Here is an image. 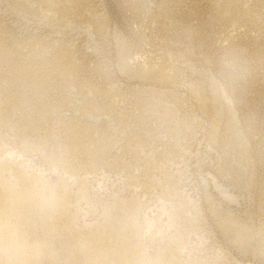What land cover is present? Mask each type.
I'll use <instances>...</instances> for the list:
<instances>
[{"label": "rangeland", "instance_id": "rangeland-1", "mask_svg": "<svg viewBox=\"0 0 264 264\" xmlns=\"http://www.w3.org/2000/svg\"><path fill=\"white\" fill-rule=\"evenodd\" d=\"M56 1L62 19L88 26L66 36L77 59L70 84L64 89L59 74L37 72L31 84L0 61V157L13 153L15 161L10 172H0L22 193L23 215L11 220H20L28 248L24 263L0 249V264H90L86 242L112 222L119 237L146 252V263L178 257L184 264H264V0H142L139 10L136 0ZM42 2L0 0L1 24L27 38ZM91 12L101 13L99 22ZM161 66L165 83L138 77L140 67ZM216 89L224 91L245 141L238 181L218 173L229 115L224 103H213ZM89 98L108 117L90 121L84 147L74 151L77 128L85 124L74 106ZM212 120L221 124L217 146L207 138ZM108 129L119 130L115 138L130 153L93 159L87 149ZM14 168L37 182H18ZM222 213L254 230L250 243L238 245L223 232Z\"/></svg>", "mask_w": 264, "mask_h": 264}, {"label": "bare ground", "instance_id": "bare-ground-1", "mask_svg": "<svg viewBox=\"0 0 264 264\" xmlns=\"http://www.w3.org/2000/svg\"><path fill=\"white\" fill-rule=\"evenodd\" d=\"M141 1L142 0H136L135 3L133 2L134 3V6H135V8L137 10H139V8H140V5L142 3ZM43 2H44V5H45V7L43 9L44 12H43L42 15H39L38 18L36 17L34 19V22H33L34 23L35 30L31 31L30 34H29V36L27 38H23V40L22 39L20 40L19 38L15 37V34H14V31L15 30L13 31V29L6 27L5 25L1 24V22H0V61L2 63V61L5 59V61L6 62H9V64H11V66H14V68L17 67L16 68L18 70L17 71L18 72L17 74H20V76H21V78L23 80H27L31 84H35L36 83V81L38 79L37 78V73H39V75L42 73V74H44L45 76H48V77L49 76H52V75L55 76V73H57V74H59L61 76L63 82L61 80L60 81H61V83H63V87L65 89L68 86V84H70L69 83V80L71 78V75L76 74L74 72L77 69V67H76V60L77 59L74 56V53H73L74 51H72V49H71V43H70V41L68 42L66 40V36L70 35L71 33L76 32L78 30H80V31L82 30L83 32H85V31L88 30V28H87L88 26H85V27L83 25L81 26L78 23V21H76V20H70V18H69V20H64L65 18L62 19V17H60L58 15V12H60L59 11V9H60L59 8L60 7L59 3L60 2H58L56 0H53V1H51V0H43ZM65 6H66V4H65ZM134 6H133V8H134ZM62 10H64V9H62ZM137 10H135V11H137ZM41 13H42V11H41ZM100 14H99V12L98 13H94V14L92 13L93 19H95V20H97L99 22V20L101 19L100 18V16H101ZM42 32H45L47 34V36L46 35H45L46 37L43 36ZM25 48H28L29 49V50H27L28 52H24L25 51ZM122 63H123V68L130 69V66H129V63L128 62L122 61ZM148 68L140 67L137 70V72L139 71L138 72V75H139L138 77L145 78L147 81L150 80V81H153V82H156V83L157 82H161L162 83L165 80L168 81L167 78H169V77L167 76L168 73H167V70H165V68H166L165 66L164 67L161 66L159 68H153V67L152 68H149V69ZM128 72H129V70H128ZM211 83H213V82H211ZM21 88L22 87H20V91H22ZM216 90H217L216 95H214V96H216V97H214L215 98L214 99L215 102L213 101V103H215L216 106L217 105H222L224 103L226 105V109H227V112H228V115H229L228 120H227V124H226V126L224 127V130H223V131H225L224 132L225 133V140H224V142L222 144H219L218 141L220 140L219 139V137H220L219 134L220 133L218 131V128H219V126L221 124L217 127V123L215 122V120H212L213 123H212V125L209 126L210 129L208 130L209 132H208L207 138H208V142L210 143V146H214V145L217 146L219 144L220 147H222V149H221V151H222L221 152L222 153V157H221L222 164L220 165L221 168H220V172H218V173H222L224 175V174L230 172L231 175L233 176L232 178H235V180L238 181L241 178L240 175H241V172H242L243 158H244V154L246 152L245 141H244L242 132L239 129L240 127L237 124L238 121H237L236 115L234 114L235 112H233V108H231V106H230L231 104L227 100L226 95L223 94L224 91L222 90L223 93H221V91H219L218 89H216ZM221 102H222V104H221ZM75 104H74L75 105L74 108L78 109V111H80V110L82 111V116H83V118L85 120V121H83L85 124L84 125L82 124L83 127H81L80 129L77 128L78 131L81 134L80 135L81 139L80 140H79V138L77 139L76 138L77 135H76L75 136V139H74L75 141H72L74 143L73 144L74 151L75 150L80 151V149L84 147L83 146V144H84L83 143L84 138H82V135L84 137L85 134L86 133L88 134V132L90 130V129L88 130V128L90 126V123L89 122L92 121V120H95V121L96 120H105V118H106L107 115L104 114V112H106L105 109L103 111L101 109L99 110V111L103 112V114L100 113V112H98L96 110L97 109L96 108L97 106L93 103L92 100H90V98L87 99L84 102H78L77 101V103H75ZM214 108H215V106H214ZM216 109H218V108L216 107ZM168 112H170V111L168 110ZM216 112H218V111H216ZM107 113H108V111H107ZM220 115L221 114L218 115L219 118L221 117ZM213 119H215V118H213ZM76 127H78V126H76ZM109 129L107 131L108 133H109ZM114 130H115V128H114ZM72 131H73L72 133L74 134V130H72ZM117 131L119 132V130H116L114 132L112 130V132H110L107 137L105 136L106 138L103 136L104 137V140H96L94 147H93V144L91 143L92 144L91 145V148L93 147V150L87 149L86 147H89L87 145H90V144H87L86 143V147L85 148L87 149V152H88V150L89 151H92L91 152L92 154L90 152H88V154L90 153L92 155L91 157H93V159H96L99 156H102L104 153L107 154L106 152H108V151H110V152L113 151L116 154V156H117V155L120 154L121 151H126V150L128 151V150H130L129 149V146L126 145L128 143H126V144L124 143L123 144V143H118L117 142V140L115 138V135H116ZM124 131H127V130H124ZM73 134H71V135H73ZM77 134H79V133H77ZM127 135H128V133H127ZM72 138H74V137H72ZM96 139H100V138H96ZM101 139H103V138H101ZM223 139H224V137H223ZM70 146L72 147V145H70ZM130 146H132V145H130ZM83 151H85V149ZM12 154H10L8 152V154H6L5 156H3V158L0 157V169L2 168L1 171L3 170L2 172H4V173H5V171L8 173V172H10L8 170H12L13 169V166L15 164L14 163L15 161L13 162V160L11 159L12 158L11 156H13ZM89 155H88V157H90ZM232 155H234V159L233 160H231L232 157H233ZM10 159L12 161H10ZM246 163H244V164H246ZM68 165H69V163H68ZM17 169H18V171L15 169L16 172H19V168H17ZM67 170L68 171L69 170L71 171V167H70V169L68 168ZM69 172H68V174H69ZM71 172H70V174H71ZM21 173L18 174L20 177L17 175L19 177V178L18 177L16 178V180L18 179L17 180L18 182H21V181L22 182H25V183H27V182H31V183L32 182H37L36 181L37 180V177L36 176L35 177L34 176L31 177L30 175H26L24 172H23L24 174H21ZM0 174H1L0 175V249L1 250L3 249L4 251H5V249L6 250L9 249L10 251L12 250V252L14 251L15 255L14 254L13 255L15 257L12 254H11V256H13L14 259L16 261H18L19 263H21V262L24 263V261H25L24 259L26 258L27 253H28L27 252L28 251V248L25 245L26 243L24 244V240L25 239L22 240L23 235L21 234V232L19 230L20 220H17V222H14V221L11 220V218H13L14 215H17V216H22L23 215L22 214V210L24 211V208H25L24 206L25 205L23 206V203H22V200H23L22 199V193L21 192L19 193L18 191L14 190L13 189V186L14 185L11 184V183H9V181L6 178L5 180L8 181V183H7L4 180V178H3V174L1 172H0ZM209 176H211V175H209ZM35 178H36V180H35ZM61 182H62V185H63L64 182L63 181H61ZM33 189H37V188H33ZM218 189H219L220 193H222L224 196H226L227 198H229L228 200H231V202L234 201V199H236V198H234L233 195H231V194L229 195L228 193H226V191L224 192V190H222L221 188H218ZM52 195H55V194H52ZM52 195H50V197ZM45 198H47V197H44V199H43L44 201H45ZM52 199H54V198H52ZM30 200H31V198H30ZM48 200L49 199L47 198V202H49ZM57 200H61V199H59V197H58ZM50 201L52 202L53 200L50 199ZM63 201L67 202L66 199H63ZM40 202H38V204ZM63 203L64 202H62V204ZM119 204L120 205H123L124 203L121 204L119 202ZM127 204L125 202V205L124 206H126ZM130 204H132V203H130ZM52 205L53 204H51V206ZM54 206L57 207L58 205L57 206L54 205ZM36 207H34V208H36ZM133 207H134V205H133ZM32 208H33V206H32ZM126 208L128 209L129 206L126 207ZM107 209H106V211H107ZM125 211H126V209H125ZM132 211H135V210H132ZM123 212H124V210H123ZM24 213H27V212H24ZM222 214L223 215H221V214L219 215L218 214L219 216L217 215L218 216L217 218L219 220L220 226L222 225V229L224 230L223 232H225V234L227 236L231 237L233 239V241L238 242V245L241 244L242 246L243 245L245 246L247 243H250V241L256 235V233L254 232V230H250L246 225L242 224L241 222H239V220H237L235 217H233L232 214L231 215H229V214L228 215L227 214L224 215V213H222ZM54 215H56L55 212H54ZM109 216H111V215H107L108 219H109ZM113 217H114V215H113ZM52 218H54V217H52ZM58 219L59 218H57V220ZM72 220H73V218H72ZM72 220H70L71 221L70 225H71L72 229H74V232H75V230L78 228V226H76V224H74V220L73 221ZM108 221H110V220H108ZM131 221H129V223L127 222V224L128 225L130 224L132 226L136 224L134 221H133L134 224H131L130 223ZM111 222L112 221H110V223ZM110 223H108V224H110ZM112 224H113V222H112ZM112 224L107 225L105 227V234L107 233V237L104 238L105 234L103 233L104 230H102V232H100V233H103V234H100L99 235V232H97V235L98 236L96 235L93 240L91 239L92 240L91 242H89L90 239H89V241L86 242V244H88V245L87 246L85 245L86 247H84V252L86 254V258L89 261L88 263H90V264H147V263H149V261H147V263H146V259L148 260V257L145 258L146 257L145 256L146 255L145 254L146 252L145 253L141 252L139 250V248H138L140 246H138V247L133 246L135 244L132 245L131 243L127 242L123 237L122 238L119 237V235L116 234V232H115V228L116 227L115 228H114V226L112 227L111 226ZM52 227L55 228L54 225ZM134 227L135 226H133V228ZM136 227L138 228L137 225H136ZM136 227H135V230L134 229L133 230L138 232L139 230H137ZM91 229L92 228H90V230ZM131 229H132V227H131ZM50 230H52V229H50ZM78 232H80V231H78ZM126 238H128V237H126ZM73 241L75 242V240H73ZM110 243L112 244V246H111ZM75 247H77V246H75ZM38 248L41 249L40 247H38ZM30 249H31V247H30ZM34 250H35V248H34ZM4 251H3V253H7V251L6 252H4ZM9 255L10 254H8V256ZM6 256H7V254H6ZM83 257H85V256H83ZM174 258H176V257H174ZM174 258L168 259L169 261L166 260L167 262H165V260L163 259L164 260V264H184V263H182L183 260L182 261H179V260H177L178 257L176 259H174ZM7 260H10V259H7ZM27 262H28V259H27ZM150 262H151V260H150Z\"/></svg>", "mask_w": 264, "mask_h": 264}]
</instances>
